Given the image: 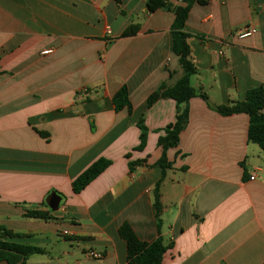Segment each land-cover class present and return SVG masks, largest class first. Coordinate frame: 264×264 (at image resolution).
Masks as SVG:
<instances>
[{
	"label": "crops",
	"instance_id": "0c3cea01",
	"mask_svg": "<svg viewBox=\"0 0 264 264\" xmlns=\"http://www.w3.org/2000/svg\"><path fill=\"white\" fill-rule=\"evenodd\" d=\"M183 5L0 0V227L21 236L9 241L43 250L24 264H129L123 223L144 242L160 235L163 264H264V154L247 140L246 114L217 112L264 87V0L190 7L184 32L197 95L176 147L165 150L163 172L158 140L177 106H147V97L184 76L171 30L172 8ZM248 26L256 34L238 39ZM46 49L53 52L41 55ZM123 86L130 112L112 104ZM140 119L147 134L136 150ZM99 158L111 164L73 193V180ZM51 193L60 197L55 211L46 204ZM32 210L48 219L27 216Z\"/></svg>",
	"mask_w": 264,
	"mask_h": 264
},
{
	"label": "trees",
	"instance_id": "16d2710c",
	"mask_svg": "<svg viewBox=\"0 0 264 264\" xmlns=\"http://www.w3.org/2000/svg\"><path fill=\"white\" fill-rule=\"evenodd\" d=\"M183 6L172 8L174 20L172 23V51L178 57V62L184 71V76L179 79L174 86L167 87L161 85L157 90L147 97V106H151L159 99H171L176 103L177 115L175 122L168 125L164 129V136L159 138L158 145L161 147L162 155L157 166L164 169L168 167L165 160V150L176 147L179 141V134L187 123V107L188 101L197 95V92L190 85V78L197 73V69L192 61L190 48L187 43L188 35L184 32L185 22L193 3L204 4L205 0H180ZM157 7H167L164 2H160ZM198 95L206 99L205 94L198 92ZM112 104L116 112L126 108L131 111V105L128 99L127 90L123 86L112 97ZM264 87L258 86L249 89L243 101L231 102L228 105L220 106L217 112L222 116H230L234 114H246L249 118L247 130V140L256 144L264 154ZM140 130L139 145L136 150H142L145 146L147 130L143 125L142 119L137 122ZM43 135L42 133H39ZM111 162L105 158H99L89 165L81 174H79L72 182V191L75 194L80 193L87 185L97 178ZM139 162H129V171H132ZM160 182H157L153 191V206L155 217L160 226L161 203L159 196ZM27 216L32 218L48 219L47 214L41 211H26ZM119 236L126 243V260L129 264H163V255L167 250V246L163 244L160 235L152 242H144L139 240L133 233L130 226L123 223L118 229ZM19 238L21 236L14 234L3 227H0V262L6 264H17L23 258L25 260L33 254H43V250L39 247L24 245L9 241L10 239Z\"/></svg>",
	"mask_w": 264,
	"mask_h": 264
},
{
	"label": "built area",
	"instance_id": "2783aa9c",
	"mask_svg": "<svg viewBox=\"0 0 264 264\" xmlns=\"http://www.w3.org/2000/svg\"><path fill=\"white\" fill-rule=\"evenodd\" d=\"M257 32V30L252 27V26H248V27H245L243 30H241L238 34H237V38L238 39H246V38H249L253 35H255ZM110 31L107 30V34H109ZM53 52L52 49H46V50H43L41 52V55H49ZM250 181L254 180V175H250L249 178H248ZM66 234V232L64 233ZM87 257L90 258V259H93V260H100L102 258V254L100 252H95V251H88L86 253Z\"/></svg>",
	"mask_w": 264,
	"mask_h": 264
},
{
	"label": "water",
	"instance_id": "95a60500",
	"mask_svg": "<svg viewBox=\"0 0 264 264\" xmlns=\"http://www.w3.org/2000/svg\"><path fill=\"white\" fill-rule=\"evenodd\" d=\"M59 202H60V197L55 193H51L47 198L46 204L50 210L55 211L59 206ZM22 262H23V258L20 261H18L17 264H21Z\"/></svg>",
	"mask_w": 264,
	"mask_h": 264
}]
</instances>
